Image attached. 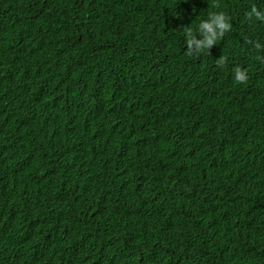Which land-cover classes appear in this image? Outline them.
<instances>
[{
	"label": "trees",
	"instance_id": "obj_1",
	"mask_svg": "<svg viewBox=\"0 0 264 264\" xmlns=\"http://www.w3.org/2000/svg\"><path fill=\"white\" fill-rule=\"evenodd\" d=\"M253 6L0 0V264H264Z\"/></svg>",
	"mask_w": 264,
	"mask_h": 264
},
{
	"label": "clouds",
	"instance_id": "obj_2",
	"mask_svg": "<svg viewBox=\"0 0 264 264\" xmlns=\"http://www.w3.org/2000/svg\"><path fill=\"white\" fill-rule=\"evenodd\" d=\"M249 18L255 17L257 20L264 21V9H258L253 6L247 13ZM232 26L227 19L225 12H212L209 13L208 18L202 20L197 26V32L202 33V39L196 40L195 35L192 34L191 30L188 31V52H192V45L195 43L197 52L200 53L205 49H210L213 43H216L223 36V32L230 29ZM224 61L221 60L220 63ZM235 80L243 83L248 79L246 70H242L240 67L234 69Z\"/></svg>",
	"mask_w": 264,
	"mask_h": 264
}]
</instances>
